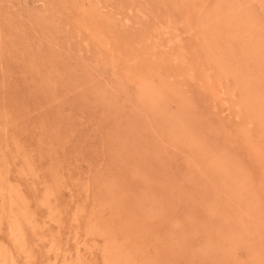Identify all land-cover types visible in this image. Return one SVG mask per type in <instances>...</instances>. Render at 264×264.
<instances>
[{"label": "rangeland", "instance_id": "rangeland-1", "mask_svg": "<svg viewBox=\"0 0 264 264\" xmlns=\"http://www.w3.org/2000/svg\"><path fill=\"white\" fill-rule=\"evenodd\" d=\"M0 264H264V0H0Z\"/></svg>", "mask_w": 264, "mask_h": 264}, {"label": "bare ground", "instance_id": "bare-ground-1", "mask_svg": "<svg viewBox=\"0 0 264 264\" xmlns=\"http://www.w3.org/2000/svg\"><path fill=\"white\" fill-rule=\"evenodd\" d=\"M80 22V21H79ZM83 22H85V21H82V24H83ZM75 23V22H74ZM79 24V26L81 25L82 26V24H80V23H78ZM85 24V23H84ZM87 24V23H86ZM85 27H87V26H85ZM81 28V27H80ZM87 29V28H86ZM91 30V29H90ZM90 30L88 31V32H90ZM92 31V30H91ZM81 32V31H80ZM95 32V31H94ZM93 32V33H94ZM86 33V32H85ZM90 34H92V32H90ZM94 34H97V33H94ZM99 34V33H98ZM98 34L96 35V36H98ZM94 39V38H93ZM102 40V39H101ZM97 41H98V39H97ZM103 41H105V40H103ZM99 42V41H98ZM102 42V41H101ZM103 45V48H104V46H105V43H102ZM109 43H106V45H108ZM100 47H101V45H100ZM108 49H109V47H108ZM100 50V49H99ZM102 56H104V55H102ZM111 61H113V60H111ZM249 127V126H248ZM247 135V134H246ZM248 137V136H247Z\"/></svg>", "mask_w": 264, "mask_h": 264}]
</instances>
